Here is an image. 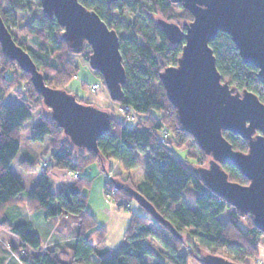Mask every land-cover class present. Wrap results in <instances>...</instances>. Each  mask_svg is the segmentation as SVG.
I'll use <instances>...</instances> for the list:
<instances>
[{"label": "trees", "instance_id": "1", "mask_svg": "<svg viewBox=\"0 0 264 264\" xmlns=\"http://www.w3.org/2000/svg\"><path fill=\"white\" fill-rule=\"evenodd\" d=\"M79 1L118 33L126 71L123 100L119 104L130 106L140 121L131 126L107 109L113 119L109 132L98 140V153L75 147L43 104L31 75L10 60L0 44V264H148V258L154 260L153 264H189L191 259L203 264L199 259L207 253L249 264L247 259L258 256L264 233L254 226L252 216L241 217L194 172L195 167L206 166L210 158L182 130L176 108L168 100L160 79L165 68L177 65L184 41L170 43L158 20L182 24L192 21V14L169 0H122L111 4L105 0ZM174 5L181 11H176ZM34 11L38 16L29 17L19 27L24 41L14 39L31 56L48 86L65 89L79 68L72 62L74 53L62 37L63 28L43 12L41 0H0V15L9 30V25H16L18 12ZM210 47L223 80L238 90L254 92L264 103L259 71L242 61L231 37L220 32ZM87 50L90 46L86 44L84 51ZM90 54H86L87 60ZM95 76L105 85L99 72ZM21 82L26 84V97L16 106L6 105L11 92L21 94L18 89ZM41 105L49 114L34 128L32 140L50 137L51 163L27 192L10 167L20 151L22 127ZM164 130L172 136L171 140L160 138ZM223 134L235 150L248 151L245 139L229 132ZM188 142L195 154L176 156L175 150ZM140 155L147 157L141 183L135 184L122 179L123 174H116L106 182L105 193L113 192L125 208L134 199L126 190L117 189L115 182L130 185L152 204L168 226L150 214L132 213L123 243L111 249L106 244V229L98 225L87 208L92 180L79 177L54 193L49 174L54 169L82 173L95 162L100 163L103 172L110 173V160L118 161L127 173L140 165ZM197 155L206 159V165ZM19 165L26 172L34 169L29 160ZM222 168L231 181L249 183L236 166L226 164ZM25 197L28 212L45 221L62 213L76 215L79 220L76 240L72 244L44 247L32 223L15 213ZM226 211H231L230 216L221 221L219 217ZM243 219L245 227L241 224Z\"/></svg>", "mask_w": 264, "mask_h": 264}, {"label": "water", "instance_id": "2", "mask_svg": "<svg viewBox=\"0 0 264 264\" xmlns=\"http://www.w3.org/2000/svg\"><path fill=\"white\" fill-rule=\"evenodd\" d=\"M122 0H106L107 4ZM188 10L193 20L178 24L159 19L170 43L184 41L176 66L160 73L168 100L177 111L184 132L190 134L210 158L194 168L206 186L241 216H252L264 233V103L252 91L238 90L224 81L217 69L210 43L222 32L228 34L245 64L254 66L264 85V0H169ZM43 12L57 20L62 37L74 54L91 48L88 64L99 72L113 102L123 100L126 71L118 33L79 0H41ZM0 44L5 55L31 75L51 117L77 148L98 153V140L111 127L112 113L78 101L65 89L48 86L26 50L14 39L0 15ZM224 132L248 142V151L235 150ZM232 164L249 181H231L222 166ZM112 176L110 177V179ZM158 222H168L152 204L130 185L115 182ZM203 264H238L207 253Z\"/></svg>", "mask_w": 264, "mask_h": 264}, {"label": "rangeland", "instance_id": "3", "mask_svg": "<svg viewBox=\"0 0 264 264\" xmlns=\"http://www.w3.org/2000/svg\"><path fill=\"white\" fill-rule=\"evenodd\" d=\"M173 8L176 9V11H181V9L178 8L176 5H174ZM34 15L38 16V14L35 11L34 12H18L16 25H9L10 31L14 35V38L17 39V41H19V42L24 41L22 39L23 38L22 34H20V32H19V30H20L19 27L21 25H24L27 22L28 18L31 16H34ZM27 43L29 44V42H27ZM88 52H91V48H90V50H87L86 52L84 51V53H82V54L72 55V62L74 65L78 66L79 71H78V74L72 79L70 84L65 87V90L67 92L77 96L79 100L83 101V103H90V104H93V105L100 107L102 109H111L112 112L118 118L126 121L127 119H124L123 114H121V112L119 110V106H120L119 103L113 102L111 100V106L105 107L96 101V98L99 97L103 91L107 92V89H106L105 85L102 84L100 82V80L95 76V71H93L90 68V66L88 64V60L86 58V54ZM95 86H98V88L96 89ZM25 87H26V84L24 82H21L18 85V89H20V91H21V94H20L21 96L19 94H17L16 92H11L7 96L4 103L8 106H16V105L20 104L22 102V97H26V93H25L26 88ZM48 114H49L48 109L44 105L36 107V109L33 111L32 118L29 121H27L24 124V126L22 127V130H21V148H20L18 155L16 156V158L14 159V161L11 164L12 172L15 175H17V177L23 182L24 186L27 189H29L31 187L30 185H32L33 180H36V179L39 180L41 177L42 171L46 170V168L45 169L43 168L44 163L45 162L51 163V156H50V152L48 151L49 146L47 148H45L46 144L43 141H33L32 140V131H34V128L43 121V117H45V116L47 117ZM135 116H136L135 121L131 122V121L127 120L126 123L131 125V126H136V124L139 123L140 119L137 115H135ZM171 139H172V136L169 135L167 140H171ZM190 153L195 154V150L192 148L191 142H188L185 145H183L180 149L175 150L176 156H178L180 158H185V157L189 156ZM197 156L199 157L200 161L204 165H206V159L200 155H197ZM25 159H28L29 161H31L34 164L33 170L26 172V171H23L21 169L19 163ZM146 160H147L146 156L140 155L139 156L140 165L136 169H134L130 172H127V173L123 170V168H120V167L118 168V166H117L118 163L116 162L117 163L116 164L114 162L113 164H110L112 167V171L110 172V174H111V176L116 175V174H123L122 179L131 181L135 184H140L141 181L143 180V177H144L143 172H145ZM82 173L85 177L92 179V186H91L89 197H88V205H87L88 211L89 210H91V212L96 211L97 218L100 221V223H102L105 220V216L97 213V211H98L97 209H100V208H98L97 205L99 204L98 196H100V195L103 196L102 189H103V185L106 181V179H105L106 176H104L102 166L100 165L99 162H95V163L91 164ZM70 174L74 180L79 179L78 173H76L78 175V178H74L72 173H70ZM99 189L101 190V192H98ZM106 195H108V197H111L120 209H122L124 212H129L130 215L132 213H139V214H143V215L149 214V212L146 209L142 208L138 204V202L135 200L130 201L126 205V207L124 208L120 205V201L116 200L113 192L109 193V194L106 193ZM180 205H182V203H180L179 206ZM26 207H27V204H26ZM230 212L231 211H226L225 213L220 215L219 219L221 221H226L230 216ZM76 217L77 216L75 215V218ZM97 218H96V220H97ZM130 218H131V216H130ZM241 224L245 227L246 224H245L244 219L241 220ZM68 225L70 227V224H68ZM260 245L264 246V242H262ZM182 253L185 254L186 249H184ZM247 262L249 264H264V261L258 256L247 259ZM147 263L153 264L154 260L152 258H148ZM189 264H199V263L197 261L191 259L189 261Z\"/></svg>", "mask_w": 264, "mask_h": 264}, {"label": "crops", "instance_id": "4", "mask_svg": "<svg viewBox=\"0 0 264 264\" xmlns=\"http://www.w3.org/2000/svg\"><path fill=\"white\" fill-rule=\"evenodd\" d=\"M96 101L105 107L111 106V99L108 91L107 92L103 91L101 95L96 98ZM33 134L34 131H32V135ZM49 141H50V137H46L44 139L43 142L46 144L45 148L48 147ZM114 162L118 163L117 165L118 168L119 167L122 168V166L119 165L120 163L118 161L110 160V164H113ZM78 174L79 177H85L83 173H78ZM144 175L145 172H143V176ZM104 176H106L105 177L106 181L102 189L103 196L101 195L98 196L99 204L97 206L100 209H97L98 210L97 213L105 216V220L102 223H100V221L97 218L96 211L91 212V210H89V212L94 217L97 218L98 225L106 229L107 235L105 240L107 246L111 249H115L119 247L124 241L125 231L129 226L131 215L129 212H124L122 209H120L117 206V204L114 202V200L111 197H108V195H106L104 187L108 178L105 172H104ZM49 178L51 180L52 191L54 193H57L60 190L68 187L75 181L72 178L69 171L59 170V169L52 170L49 174ZM37 181H38L37 179L33 180V183L32 185H30L31 187L29 189L25 187L26 191L29 192ZM98 192H101V190L99 189ZM89 193L90 190L88 191V197H89ZM26 200L27 198L25 197L24 204L20 207L19 210H16L15 213L16 214L20 213L21 219L28 220L32 223L34 231L39 235L44 247H51L57 244H70V243L72 244L76 240L77 228L79 223L78 217L75 218V215L73 214L62 213L56 218H53L49 221H45L43 220L42 217L33 216L28 212L26 207ZM68 224H70V227ZM258 257H260L264 261L263 245L259 246ZM92 258L95 259V256H92Z\"/></svg>", "mask_w": 264, "mask_h": 264}, {"label": "built area", "instance_id": "5", "mask_svg": "<svg viewBox=\"0 0 264 264\" xmlns=\"http://www.w3.org/2000/svg\"><path fill=\"white\" fill-rule=\"evenodd\" d=\"M95 88L97 89L98 86H95ZM119 110H120L121 114H123L124 119H127V120H129L131 122L136 120V116H135L136 114H135V112L133 111V109L130 106H128V105H120L119 106ZM168 136H169V134H168L167 131H162L160 133V138L163 139V140H167ZM47 166H48V163L45 162L44 165H43V168L45 169V168H47ZM70 173H72V172H70ZM106 174H107V178L109 180L110 177H111V174L110 173H106ZM72 175H73L74 178H78V175L76 173H72Z\"/></svg>", "mask_w": 264, "mask_h": 264}, {"label": "flooded vegetation", "instance_id": "6", "mask_svg": "<svg viewBox=\"0 0 264 264\" xmlns=\"http://www.w3.org/2000/svg\"><path fill=\"white\" fill-rule=\"evenodd\" d=\"M106 1V0H105Z\"/></svg>", "mask_w": 264, "mask_h": 264}]
</instances>
